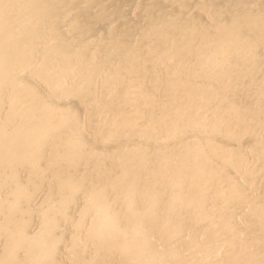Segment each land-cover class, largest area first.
Returning a JSON list of instances; mask_svg holds the SVG:
<instances>
[{
  "label": "bare ground",
  "instance_id": "1",
  "mask_svg": "<svg viewBox=\"0 0 264 264\" xmlns=\"http://www.w3.org/2000/svg\"><path fill=\"white\" fill-rule=\"evenodd\" d=\"M0 264H264V0H0Z\"/></svg>",
  "mask_w": 264,
  "mask_h": 264
}]
</instances>
